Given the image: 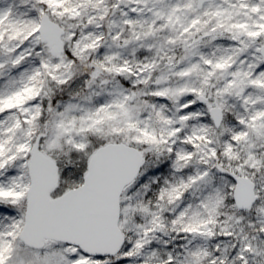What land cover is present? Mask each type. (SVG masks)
I'll return each mask as SVG.
<instances>
[{"label":"snow or ice","instance_id":"6c2138e0","mask_svg":"<svg viewBox=\"0 0 264 264\" xmlns=\"http://www.w3.org/2000/svg\"><path fill=\"white\" fill-rule=\"evenodd\" d=\"M0 264H264V0H0Z\"/></svg>","mask_w":264,"mask_h":264}]
</instances>
